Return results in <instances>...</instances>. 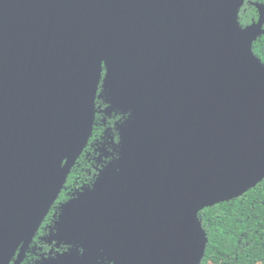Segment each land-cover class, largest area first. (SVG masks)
I'll use <instances>...</instances> for the list:
<instances>
[{"label": "water", "instance_id": "water-1", "mask_svg": "<svg viewBox=\"0 0 264 264\" xmlns=\"http://www.w3.org/2000/svg\"><path fill=\"white\" fill-rule=\"evenodd\" d=\"M246 0H0V264H19L92 133L102 78L136 116L61 206L37 264H200L197 214L264 179V64Z\"/></svg>", "mask_w": 264, "mask_h": 264}, {"label": "trees", "instance_id": "trees-1", "mask_svg": "<svg viewBox=\"0 0 264 264\" xmlns=\"http://www.w3.org/2000/svg\"><path fill=\"white\" fill-rule=\"evenodd\" d=\"M256 3L262 4L264 0H246L239 8L237 22L240 27L257 21ZM252 50L264 64V34L253 42ZM101 93L102 82L98 86L96 113L89 143L71 168L62 190L44 217L30 245L31 249L42 247L41 252L49 251V246L41 245L38 241L40 237L47 235L50 227L52 228L54 215L58 213L59 206L70 198L76 188L93 182L92 175L84 170L86 166L82 165V160L94 138L102 135L104 130L98 114V106L102 105ZM197 218L207 238L200 264H264V179L236 198L203 208L197 214ZM35 253L39 254L40 251L37 250ZM28 259L30 260L25 261L26 264L29 262L32 264L36 260L33 250Z\"/></svg>", "mask_w": 264, "mask_h": 264}, {"label": "flooded vegetation", "instance_id": "flooded-vegetation-1", "mask_svg": "<svg viewBox=\"0 0 264 264\" xmlns=\"http://www.w3.org/2000/svg\"><path fill=\"white\" fill-rule=\"evenodd\" d=\"M105 75L106 69L103 67L102 78L100 81L102 82V85ZM100 100L102 101V105L98 106V114L100 115L101 125L104 126V130L102 135H100L98 138H94L93 142L88 147V151L84 153L82 160V165L86 166L84 170H86L89 175H92L93 182L90 185L76 188L75 192L70 195V198L66 202L61 203L59 206L58 213L54 215L55 219L52 228L50 227L47 235L40 237L38 241L41 245L49 246V251L41 252L43 249L42 247L31 249L30 245L35 238L34 236L19 264H24L25 261L30 260L28 258L31 250H33L34 257H36V260H34L32 264H37L44 258L53 257L57 254H62L68 251L69 247L64 245L63 242L57 244L56 240H54V234L56 233L55 224L58 221V217L61 212V206L67 203L69 200L77 198L85 190L92 189L103 172H105L109 167L116 165L119 162L118 160L122 157L121 153L123 152L124 148L123 141L125 139V132L129 126L134 121H136L135 119L137 114L134 115V113L127 109L126 105L119 104L118 106H115L116 101L110 98L109 92L107 90L106 92L103 91V93H101ZM88 143L89 141H87L86 147ZM84 150L85 147L82 153ZM77 160L75 161V164ZM37 250H39L41 254L35 253ZM18 255L19 250L16 252L9 264H15L18 259ZM28 264L31 263L29 262Z\"/></svg>", "mask_w": 264, "mask_h": 264}]
</instances>
